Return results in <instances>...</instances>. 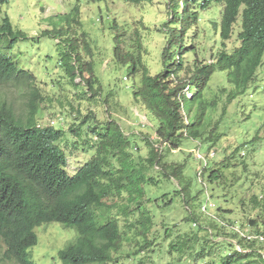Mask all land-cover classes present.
Masks as SVG:
<instances>
[{"label": "trees", "instance_id": "16d2710c", "mask_svg": "<svg viewBox=\"0 0 264 264\" xmlns=\"http://www.w3.org/2000/svg\"><path fill=\"white\" fill-rule=\"evenodd\" d=\"M122 1L140 6L152 0ZM165 1L170 16L162 30L167 39L161 54L162 72L152 76L141 54H124L120 36L114 38L117 63L129 76L141 74L139 83L135 84L134 99L147 110L146 114L151 117L148 127L155 130L154 139L147 136L143 140L148 149L145 157L138 153L140 143L136 140V136L142 134H127L116 117L98 123L94 115L91 119L95 121L91 123L90 117L85 116L68 131L56 128L54 124L42 125L41 105L45 98L37 79L30 71L19 68L8 54L19 40L28 37L14 28L8 16L3 18L0 23V87L13 85L23 89L27 110L16 112L14 106L0 96V246L4 247L0 264H36L30 256V249L39 240L35 229L51 222L77 231L76 239L58 253L62 264H121L117 256L126 242L124 233L133 232L137 225L141 229L134 231L133 239L139 245V238H142L140 252L152 248L158 238L149 239L154 214L151 216L148 207V202L153 200L147 198L146 186H158L161 177L183 178L185 168V165L167 167L163 162L166 153L179 150L185 141L194 142L201 149L202 144L210 143L213 148L222 138L216 133L217 124L205 122L210 104L204 101L202 92L217 71L227 72L228 82L235 86L228 98L230 102L245 94L256 80L259 68L264 65V0ZM8 2L0 0V6ZM216 4L221 7L220 30L218 24L214 25L215 33L217 30L219 34L214 43H218L219 48L210 52L204 49L207 52L205 58H213L207 64L198 59L194 45L186 42L192 37L190 32L196 33L194 29L201 19L200 14ZM71 15L79 17L78 7L65 16L70 22ZM238 25V45L228 51L226 42L232 39ZM45 35L50 36L51 32L47 31ZM64 35L62 33L61 38ZM60 43L66 46L61 63L64 73L78 88L81 99L90 101L87 94L91 92L93 97L97 96L96 85L99 83L94 68L89 64L91 68L85 71L70 40L63 39ZM221 46L224 47L222 50ZM186 56L191 61H187ZM77 71L81 84H75ZM184 71L187 77L181 79L179 74ZM82 87H86V91L81 90ZM190 93L192 98L188 96ZM196 97L200 98V103L194 120H191L185 102ZM217 101L211 105L216 106ZM140 123L145 125L142 120ZM68 132L75 134L82 145L93 152L74 175L68 172V157L60 146ZM210 152L215 156L208 159L203 176L206 172L210 186L216 183L220 187L223 171L229 165L223 171L212 168L211 161L217 155L212 149ZM188 192L189 185L185 184L174 195H183L185 206H188ZM201 192L204 194L205 188ZM209 193L213 200L212 190ZM172 202L173 199H169L165 205ZM251 203L255 210L264 213V197L254 196ZM200 213L210 222L201 223L198 213L182 219L184 224L194 225L196 229L191 227L188 232L172 236V227H164L163 232L171 239V252H177L182 261L188 259L192 262L189 264H264V243L240 237L230 230L232 225H226L218 218V214L214 218ZM249 224L254 229L249 233L264 236V217L257 215L249 220Z\"/></svg>", "mask_w": 264, "mask_h": 264}, {"label": "rangeland", "instance_id": "374dc122", "mask_svg": "<svg viewBox=\"0 0 264 264\" xmlns=\"http://www.w3.org/2000/svg\"><path fill=\"white\" fill-rule=\"evenodd\" d=\"M76 7L79 9V17L71 15L70 22L65 16L72 14ZM6 16L16 30L24 32L28 37L26 40H19L8 54L19 68L30 71L37 79L41 95L45 98L41 105L42 125L54 124L56 128L62 127L68 131L72 125L81 123L85 116L90 117L91 123L95 121L91 119L94 115L98 123L109 117H116L127 134H142L140 137L136 136L140 143L138 153L147 156L148 149L143 140L147 136L154 139L155 130L148 127L151 121L148 120L150 115L146 114L147 110L135 103V84L139 83L141 74L129 76L117 63L114 57V38L120 36L124 54L140 53L152 76L162 72L164 67L161 54L167 45L166 35L162 30L170 16L165 0H152L140 6L127 4L122 0H9L7 4L0 6V23ZM199 17L201 19L194 29L196 33L193 35L190 32L192 37L186 43L194 45L196 55L202 63L209 64L213 58H205L207 52L204 49L210 52L211 49L217 51L219 48V44L214 43L219 38L214 25L218 24L220 30L221 7L216 4ZM74 19L77 21L74 22ZM47 31L51 32L50 36L45 35ZM238 31L239 25L236 26L232 39L226 42L225 48L228 51L238 45ZM62 33L65 35L61 38ZM63 39L70 40L76 47L85 71L91 68V64L99 79L96 85L97 96L93 97L91 92L87 94L90 101L81 99L78 88L71 84L61 67L62 54L66 51V46L60 43ZM223 48L221 46L220 50ZM186 60L191 61L187 56ZM76 73L78 75V71ZM179 77L185 79L187 72H182ZM81 83L78 75L75 84ZM86 89L81 88L84 91ZM223 89L227 92L223 93ZM234 89L235 86L228 82L227 72L217 71L202 92L204 101L210 104L205 122L207 125L217 124L216 133L222 137L213 148L210 143L202 144V153L208 155L211 149L216 152L217 156L211 161L212 168L223 171L229 165L223 171L221 186L217 187L216 183L210 186L206 180L209 174L206 172L202 175L204 180H199L205 164L196 159L193 152L198 148L196 143L185 141L179 150L166 153L163 162L167 167L185 165V168L183 178L161 177L158 186H146L147 198L153 200L148 202V207L151 216L154 214L149 239L158 240L152 248L140 252L139 246L143 240L139 238L137 245L133 237L134 231L140 230L141 226L137 225L133 232L127 231L124 233L126 242L119 255H116L120 257L121 264H189L190 260L186 259V263L177 252H171V239L163 231L166 226L172 227V236H176L190 231L191 227L196 229L194 225L188 226L182 220L191 213H198L203 224L210 222L200 213L201 205L206 203L205 193L201 191L206 187L210 192L212 190V202L215 204L213 208L208 206L209 212L214 216L218 214V218L226 225H236L240 229L243 227L250 232L253 227L249 220L257 215L264 217V213L255 210V205L251 203L254 196L259 199L264 197V65L259 68L256 80L247 92L230 102L228 98ZM23 93V89L13 85L0 87V96L11 103L18 113H25L27 110V99ZM188 96L192 98L193 94ZM213 101H217L216 106L211 105ZM199 103V97L185 102L186 112L191 120L197 114ZM141 120L145 125L140 123ZM152 122L155 125V121ZM87 127L88 124L85 131ZM82 143L80 138L69 132L60 142L68 157L67 169L70 175H74L93 155L91 149ZM154 175L157 176L156 173ZM185 184L189 185L188 194L191 196L188 197L190 200L187 199L188 206H185L183 195H174ZM167 193L169 195L163 198ZM169 199H173V202L166 206L165 202ZM35 232L39 240L30 249V256L36 264H62L58 257L59 251L77 237L74 228L63 227L58 222L43 224ZM227 233L230 232L227 230ZM3 250L4 247L0 246V259Z\"/></svg>", "mask_w": 264, "mask_h": 264}, {"label": "built area", "instance_id": "2783aa9c", "mask_svg": "<svg viewBox=\"0 0 264 264\" xmlns=\"http://www.w3.org/2000/svg\"><path fill=\"white\" fill-rule=\"evenodd\" d=\"M193 152H195L194 154L196 156V159L198 161H200V162H203V164H205V166L208 163V159H211V158H213L215 156L214 152H210L209 155L207 157H205V155L202 153V149H201V147L199 145H198L197 149L193 150ZM201 171H202V173L199 174V177H201L203 175V169ZM201 179H203V176L199 180H201ZM205 197H206V203L201 205L200 212H202L205 215H208V216L216 218L214 215H212L209 212L208 206L213 208V207H215V204L212 202L213 200H212V197L210 196V193H209L207 187L205 189ZM231 229L234 230L236 233H238L240 235V237H242V238H244V239H246L248 241L255 240V241H259L261 243H264V236L263 235H255V234L249 233L247 231H243L242 229H240L236 225L235 226H231Z\"/></svg>", "mask_w": 264, "mask_h": 264}]
</instances>
